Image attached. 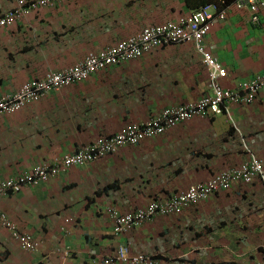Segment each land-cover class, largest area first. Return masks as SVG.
<instances>
[{
    "label": "crops",
    "instance_id": "1",
    "mask_svg": "<svg viewBox=\"0 0 264 264\" xmlns=\"http://www.w3.org/2000/svg\"><path fill=\"white\" fill-rule=\"evenodd\" d=\"M23 1L0 0V18L15 12L0 24V96L196 9L185 0H64L24 13L35 0ZM208 2L227 7L203 37L205 50L226 70L220 85L231 89L264 74V5L250 12L236 8L235 0ZM209 94L206 69L191 43L164 44L108 65L0 114V180ZM250 154L264 163V89L250 102L231 104L229 116H193L36 186L0 194V210L38 241L36 250H23L0 226V264H100L119 244L151 264H263L264 185L257 179L233 182L123 233L113 232L108 213L164 201Z\"/></svg>",
    "mask_w": 264,
    "mask_h": 264
},
{
    "label": "built area",
    "instance_id": "2",
    "mask_svg": "<svg viewBox=\"0 0 264 264\" xmlns=\"http://www.w3.org/2000/svg\"><path fill=\"white\" fill-rule=\"evenodd\" d=\"M64 0H35L21 9L29 12L36 5L49 6ZM18 0V5H24ZM256 4L264 5V0H235L236 8H248L254 12ZM221 7V8H220ZM226 6H219L210 2L197 9L178 16L175 20L142 27L136 33L129 35L115 44L104 49L89 53L80 62L56 71H49L43 76L30 79L20 84L9 94L0 96V114L12 113L26 103L38 100L48 92L61 86H66L81 79L87 78L91 73L104 69L114 63L124 62L138 57L152 49L169 43H191L200 56V60L207 72L209 95L182 105L164 108L157 115L140 122H128L117 132L105 137H98L91 145L73 153H66L50 163L33 166L28 172L16 177L0 180V194L18 192L22 185H37L49 175H56L59 171L73 165H82L87 162L114 153L124 145H135L140 140L162 133L174 124L193 116L208 117L215 114L229 116V106L234 103L250 102L259 90L264 89V74L255 75L240 81L232 89L223 88L219 80L226 75L225 68L203 46V37L208 32L211 23L222 19ZM15 16V12L7 10L0 24H7ZM252 15L251 19L255 20ZM257 179L264 185V163L250 154L248 160L234 168L219 171L204 183L193 184L185 191L168 197L161 202H150L142 208L127 213H119L113 208L108 209L112 218L113 232L123 233L134 226L149 221L156 214H175L189 203L205 198L216 190H223L233 182L249 183ZM0 225L5 227L13 240L24 249L33 251L38 242L27 233L17 231L6 215L0 211ZM151 264V261L142 254L129 255L124 245L119 244L113 254L103 257L100 264ZM264 264V263H263Z\"/></svg>",
    "mask_w": 264,
    "mask_h": 264
},
{
    "label": "clouds",
    "instance_id": "3",
    "mask_svg": "<svg viewBox=\"0 0 264 264\" xmlns=\"http://www.w3.org/2000/svg\"><path fill=\"white\" fill-rule=\"evenodd\" d=\"M207 3H210V2H207ZM204 4H206V3H204ZM38 6H41V5H38ZM49 6H50V5H49ZM196 9H197V8H196ZM175 44H176V43H175ZM110 65H111V64H110ZM101 70H102V69H101ZM259 75H261V74H259ZM247 79H249V78H247ZM76 82H77V81H76ZM231 89H232V88H231ZM262 90H263V89H262ZM259 91H260V90H259ZM259 91H258V92H259ZM256 94H257V93H256ZM255 96H256V95H255ZM142 121H143V120H142ZM174 125H175V124H174ZM163 132H164V131H163ZM163 132H162V133H163ZM160 134H161V133H160ZM110 135H111V134H110ZM157 135H158V134H157ZM142 140H143V139H142ZM140 141H141V140H140ZM140 141H139V142H140ZM135 145H136V144H135ZM124 146H125V145H124ZM121 147H122V146H121ZM119 148H120V147H119ZM116 151H117V150H116ZM116 151H115V152H116ZM115 152H114V153H115ZM111 154H113V153H111ZM107 155H110V154H107ZM105 156H106V155H105ZM102 157H103V156H102ZM6 179H7V178H6ZM3 180H4V179H3ZM22 186H36V185H27V184H26V185H22ZM22 186L20 187V189L22 188ZM20 189H19V190H20ZM216 191H217V190H216ZM207 196H208V195H207ZM144 206H146V205H144ZM144 206H143V207H144ZM0 211H1V210H0ZM1 212H2V211H1ZM3 213H4V212H3ZM4 214H5V213H4ZM5 215H6V214H5ZM158 215H169V214H158ZM6 217H7V216H6ZM152 218H153V217H152ZM7 219H8V217H7ZM8 220H9V219H8ZM150 220H151V219H150ZM9 221H10V220H9ZM10 222H11V221H10ZM11 223H12V222H11ZM139 225H140V224H139ZM0 226H1V225H0ZM14 226H15V225H14ZM2 227H3V226H2ZM15 227H16V226H15ZM4 228H5V227H4ZM5 229H6V228H5ZM6 230H7V229H6ZM7 231H8V230H7ZM17 231L22 232V231H20L19 229H17ZM8 233H9V231H8ZM22 233H25V232H22ZM27 234H28V233H27ZM9 235H10V233H9ZM28 235H29V234H28ZM29 236H30V235H29ZM10 237H11V235H10ZM30 237H31V236H30ZM11 238H12V237H11ZM31 238L35 240V238H33V237H31ZM12 239H13V238H12ZM14 241H15V240H14ZM35 241H37V240H35ZM15 242H16V241H15ZM37 242H38V241H37ZM16 243H17V242H16ZM17 244H18V243H17ZM18 246H19V245H18ZM19 247H20V246H19ZM37 247H38V246H37ZM20 248H21V247H20ZM21 249H22V248H21ZM36 249H37V248H36ZM36 249H35V250H36ZM23 250H24V249H23ZM26 251H29V250H26ZM33 251H34V250H33ZM129 255H130V254H129ZM133 255H136V254H133ZM143 256H144V255H143ZM144 257H145V256H144ZM145 258H146V257H145ZM147 259H148V258H147Z\"/></svg>",
    "mask_w": 264,
    "mask_h": 264
},
{
    "label": "trees",
    "instance_id": "4",
    "mask_svg": "<svg viewBox=\"0 0 264 264\" xmlns=\"http://www.w3.org/2000/svg\"><path fill=\"white\" fill-rule=\"evenodd\" d=\"M208 1H211V0H185V3L191 9H195L203 5L204 3H207ZM227 1H231V0H227Z\"/></svg>",
    "mask_w": 264,
    "mask_h": 264
}]
</instances>
